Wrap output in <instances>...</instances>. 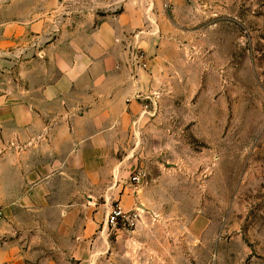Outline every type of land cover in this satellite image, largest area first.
Segmentation results:
<instances>
[{"label":"rangeland","instance_id":"rangeland-1","mask_svg":"<svg viewBox=\"0 0 264 264\" xmlns=\"http://www.w3.org/2000/svg\"><path fill=\"white\" fill-rule=\"evenodd\" d=\"M87 41L149 77L112 175L132 192L147 173L130 212L157 221L140 232L185 264H264V0H0V96L30 101L68 64L64 47ZM103 199L88 197L86 240L68 220L55 242L25 240L27 260L135 264L137 227L109 224Z\"/></svg>","mask_w":264,"mask_h":264},{"label":"crops","instance_id":"crops-1","mask_svg":"<svg viewBox=\"0 0 264 264\" xmlns=\"http://www.w3.org/2000/svg\"><path fill=\"white\" fill-rule=\"evenodd\" d=\"M111 28L93 33H118ZM73 45L64 47L69 62L55 78L33 84L30 101L0 96V264H34L22 243L55 242L57 226L68 220L77 221L78 237L86 240L89 196L119 201L126 211L139 198L129 186L112 185V175L119 180L120 149L134 142L149 77L115 56L97 60L90 41ZM153 221L137 218L132 225L136 234L128 243L142 255L135 264H185L167 236L140 232Z\"/></svg>","mask_w":264,"mask_h":264},{"label":"built area","instance_id":"built-area-1","mask_svg":"<svg viewBox=\"0 0 264 264\" xmlns=\"http://www.w3.org/2000/svg\"><path fill=\"white\" fill-rule=\"evenodd\" d=\"M146 177L147 173L144 170H139L138 172H135L130 179V185L132 188H134L133 190H135L136 192L139 191L143 187ZM137 216L138 215L136 213L133 214L130 211H126L122 207L120 202L116 201L113 204L112 209L109 213L108 222L113 226H117L119 224L132 226Z\"/></svg>","mask_w":264,"mask_h":264}]
</instances>
